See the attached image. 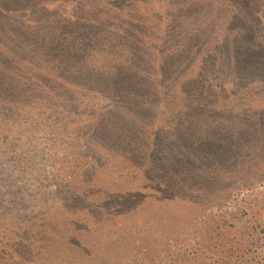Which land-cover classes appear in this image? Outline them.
I'll list each match as a JSON object with an SVG mask.
<instances>
[{
	"label": "rangeland",
	"instance_id": "1",
	"mask_svg": "<svg viewBox=\"0 0 264 264\" xmlns=\"http://www.w3.org/2000/svg\"><path fill=\"white\" fill-rule=\"evenodd\" d=\"M248 4L0 0V264H264Z\"/></svg>",
	"mask_w": 264,
	"mask_h": 264
},
{
	"label": "trees",
	"instance_id": "2",
	"mask_svg": "<svg viewBox=\"0 0 264 264\" xmlns=\"http://www.w3.org/2000/svg\"><path fill=\"white\" fill-rule=\"evenodd\" d=\"M248 6H250V0H249ZM248 6H247V8H248ZM69 23H70V25H72L69 27H72V28L76 27V25H77L76 22L70 21ZM103 25L104 24H100V21H97L92 26H87L86 33H91V34L93 33V34L101 35L102 33H101V29L99 27H101ZM243 36H244L243 40H246L245 43H242L243 46H242V44H239V47H238L239 49H235V50H239V52L235 54L236 59L238 56V60H237L238 64L240 65V67L243 71V74L245 75V78L251 79L253 77H258V78L262 79L260 83L264 84V44L258 42L256 45H251V44L247 45L246 42L247 41L250 42V40H251V31L246 27H244V35ZM246 88H248V86H246ZM123 92L117 93V97L120 98L119 99L120 101H118L116 99V102H118L117 103L118 106L122 104L123 97H124ZM143 94H139V96H138L137 93H131V94H128V96L136 99L138 97H141ZM126 125H128V123H126ZM132 127H133V129H135L137 131L143 129L140 126H138L137 124H132ZM211 150H213V149H211ZM188 151L193 152V149H188ZM200 152H202V150Z\"/></svg>",
	"mask_w": 264,
	"mask_h": 264
}]
</instances>
